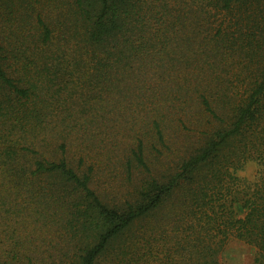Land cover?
Segmentation results:
<instances>
[{
	"label": "trees",
	"instance_id": "1",
	"mask_svg": "<svg viewBox=\"0 0 264 264\" xmlns=\"http://www.w3.org/2000/svg\"><path fill=\"white\" fill-rule=\"evenodd\" d=\"M198 128L153 176L147 146ZM113 163L146 177L113 197ZM230 240L264 264V0H0V264H220Z\"/></svg>",
	"mask_w": 264,
	"mask_h": 264
},
{
	"label": "rangeland",
	"instance_id": "2",
	"mask_svg": "<svg viewBox=\"0 0 264 264\" xmlns=\"http://www.w3.org/2000/svg\"><path fill=\"white\" fill-rule=\"evenodd\" d=\"M138 128V127H137ZM138 130V129H137ZM124 131V130H123ZM147 131V130H146ZM103 134V132L101 133ZM105 142L108 140L113 142L108 132H105ZM142 136V135H141ZM118 139L121 140L120 144ZM115 141L122 147L124 142L127 143L125 137L116 138ZM169 149L158 147L159 153L153 152L147 148L145 149V161L150 168L153 176L159 174H167L171 172L176 165L183 159L187 158L190 154L196 151L202 144V136L199 134L198 129H190L187 131H180L179 133H171L167 138ZM94 152L101 151L103 145L95 146ZM91 151V150H90ZM76 147L70 146L67 153V160L71 166L75 167L76 162ZM257 170V164L255 162H248L244 168L237 173L238 177L246 181L254 179ZM146 173L141 169L137 168L133 171L131 179H128L127 174L123 169L113 163L112 165H106L105 170L100 172L96 179V182L92 186H96L107 189L111 196L119 197L123 194H128L132 191L133 186L141 179L146 177ZM255 252L254 250L238 241L230 240L223 252L220 255V264H254Z\"/></svg>",
	"mask_w": 264,
	"mask_h": 264
}]
</instances>
